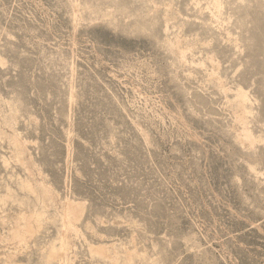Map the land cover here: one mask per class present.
Instances as JSON below:
<instances>
[{
  "label": "rangeland",
  "instance_id": "rangeland-1",
  "mask_svg": "<svg viewBox=\"0 0 264 264\" xmlns=\"http://www.w3.org/2000/svg\"><path fill=\"white\" fill-rule=\"evenodd\" d=\"M0 264H264V0H0Z\"/></svg>",
  "mask_w": 264,
  "mask_h": 264
}]
</instances>
